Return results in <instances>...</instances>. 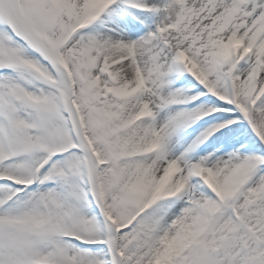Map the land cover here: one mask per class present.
I'll return each instance as SVG.
<instances>
[{"label": "snow or ice", "instance_id": "6c2138e0", "mask_svg": "<svg viewBox=\"0 0 264 264\" xmlns=\"http://www.w3.org/2000/svg\"><path fill=\"white\" fill-rule=\"evenodd\" d=\"M0 264H264V0H0Z\"/></svg>", "mask_w": 264, "mask_h": 264}]
</instances>
